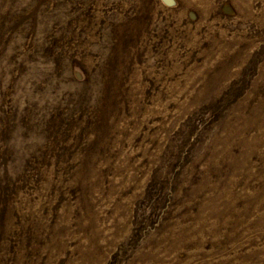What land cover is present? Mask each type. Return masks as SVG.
Returning <instances> with one entry per match:
<instances>
[{
	"label": "rangeland",
	"instance_id": "obj_1",
	"mask_svg": "<svg viewBox=\"0 0 264 264\" xmlns=\"http://www.w3.org/2000/svg\"><path fill=\"white\" fill-rule=\"evenodd\" d=\"M0 264H264V0H0Z\"/></svg>",
	"mask_w": 264,
	"mask_h": 264
},
{
	"label": "bare ground",
	"instance_id": "obj_2",
	"mask_svg": "<svg viewBox=\"0 0 264 264\" xmlns=\"http://www.w3.org/2000/svg\"><path fill=\"white\" fill-rule=\"evenodd\" d=\"M166 1H168V2H169L170 0H166Z\"/></svg>",
	"mask_w": 264,
	"mask_h": 264
}]
</instances>
